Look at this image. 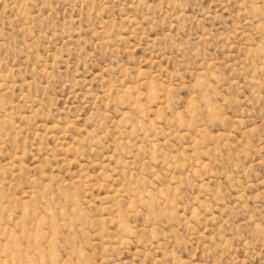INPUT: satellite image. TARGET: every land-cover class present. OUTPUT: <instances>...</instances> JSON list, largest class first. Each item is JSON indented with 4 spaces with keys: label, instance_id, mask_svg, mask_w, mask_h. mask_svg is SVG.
Wrapping results in <instances>:
<instances>
[{
    "label": "rangeland",
    "instance_id": "374dc122",
    "mask_svg": "<svg viewBox=\"0 0 264 264\" xmlns=\"http://www.w3.org/2000/svg\"><path fill=\"white\" fill-rule=\"evenodd\" d=\"M0 264H264V0H0Z\"/></svg>",
    "mask_w": 264,
    "mask_h": 264
}]
</instances>
